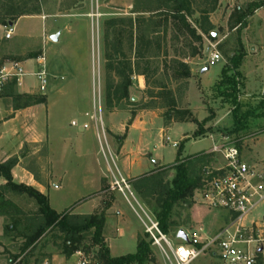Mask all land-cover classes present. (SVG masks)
Listing matches in <instances>:
<instances>
[{
    "label": "rangeland",
    "instance_id": "rangeland-1",
    "mask_svg": "<svg viewBox=\"0 0 264 264\" xmlns=\"http://www.w3.org/2000/svg\"><path fill=\"white\" fill-rule=\"evenodd\" d=\"M261 1L188 0L192 14L187 17V22L191 27L197 28L201 43L180 31L171 19L166 24L163 18L153 21L149 19L144 27H138L144 38L139 46L142 42L146 43V47H140L141 57L138 58L136 46L140 33L135 31L138 26L136 19L147 20L154 10L168 11L167 0H0V12L14 5L31 12L39 8V15L20 18L9 28L0 27V68L11 63L26 62V68L30 69L28 71L36 72L41 64L47 74V85L43 90L35 81L30 85L26 96L20 95L17 86H10L12 81L9 80L0 94V98H4L9 107H24L27 110L26 145L18 154L15 168L17 172L12 175L14 182L30 186L40 193L48 191L49 207L58 214L70 212L76 217L103 214V233L106 237H113L109 240L111 258L135 254V236L139 234L150 251L149 261L145 264H163L124 198L111 189V172L107 162L110 171L116 173L107 158L103 138L123 176L118 151L125 129L136 118L143 119L142 116L147 113L161 118L160 124H149L148 133L142 137V144L134 146L133 154H129L130 160H146L153 169L133 181L123 176L135 198L157 221L160 206L166 198L165 192L173 187L176 171L172 166L177 160L184 162L188 176L194 181L200 177L203 168L217 167L221 163L218 155L210 153L213 146L210 133L220 137L215 140V145L228 141L239 143L245 160L264 165V161L256 158L251 149L257 137L264 141V96L260 95L264 75V7L246 19L244 29H241L240 22V18L252 5ZM215 5V10L208 13L207 17L212 26L211 40L201 34L199 28L206 23L202 13L210 12ZM141 11L149 12L139 16L135 13ZM129 20L134 23L132 38L129 35ZM152 23H156L154 28ZM7 30L13 31L9 40L4 39ZM53 36L58 37L57 42L51 40ZM246 37V42L254 43L257 51L255 58L245 68L247 72L251 71L249 89L256 95L251 98L243 96L245 79L240 66L237 72L228 71L225 80L214 84L219 69L233 55H238L240 48L245 55ZM131 40L132 44L129 42ZM85 50L88 52L91 75L90 96L84 101L81 99L79 106H75L71 100L64 98L65 94H71V90H65L64 95H60L57 83L61 86L64 79L58 73L68 76V69L74 62L79 64L82 61ZM206 50H215L221 61L210 66ZM194 53H199V56L192 57ZM39 59L41 61L38 64ZM118 63L134 72L131 75V88L127 100L118 104L113 102V107L108 108L106 88L112 83L117 85L121 82L115 73ZM111 65L114 66L113 72L108 70ZM186 70L190 77L184 80L182 73ZM203 70L206 72L202 73ZM142 72L146 73V77L140 75L138 84L136 77ZM92 77L95 87L93 95ZM201 84L207 92L203 91ZM139 85L142 89H139ZM39 100L44 102L34 104ZM171 100H174L175 108L181 112L188 111L193 119L200 116V127L208 130L206 135L184 141L181 139L183 130L169 129L162 136L159 130L165 129L172 122L166 116ZM235 103L238 104L237 111L234 109ZM38 111L39 120L35 118ZM245 113L252 116L245 117V121L243 119L241 122L243 130L233 133L237 128L233 125L234 118L240 119ZM92 115L96 117V125L90 119ZM125 117L132 118L129 124ZM71 120H75L76 124ZM145 121L151 123L152 119L147 118ZM84 124L87 125L86 129L82 128ZM182 128L187 130L189 126L182 125ZM46 135H49V143ZM167 137L169 141L166 140ZM172 142L178 143L176 149L171 146ZM259 151L263 154L264 146ZM97 180L99 185H96ZM137 180L144 181L140 183ZM4 182L0 178V186ZM54 183L59 185V189L54 188ZM95 194L99 197L98 201H94L97 197ZM6 198L17 210H9L5 216H0V264H42L52 255H61L63 235L57 231L41 237L35 248L27 252L26 232L29 230H26V221L35 217L38 205L25 194H9ZM94 202L98 203L92 212ZM115 211L119 212L118 217ZM109 212L112 215H108ZM226 216L224 212L200 206L193 197L179 200L168 213L166 234L172 241L179 231L189 236L196 233L201 238H209L223 225ZM251 218L264 220V203L257 207ZM13 220H17L16 225ZM199 229L202 230L200 233ZM92 232L85 235L81 245V249L88 252L80 253L77 261L85 258L89 264H95ZM102 239L108 249L103 236ZM75 262L76 260L72 264ZM193 264H213V260L204 256Z\"/></svg>",
    "mask_w": 264,
    "mask_h": 264
},
{
    "label": "built area",
    "instance_id": "built-area-1",
    "mask_svg": "<svg viewBox=\"0 0 264 264\" xmlns=\"http://www.w3.org/2000/svg\"><path fill=\"white\" fill-rule=\"evenodd\" d=\"M12 33V30H7L4 39L9 40ZM207 57L210 65L221 59L215 50H207ZM22 76V68L17 62L1 67L0 93L9 80L18 82ZM33 76L43 90L47 85V74L41 64ZM97 98L100 103L99 92ZM90 119L96 125V117L92 115ZM86 128L87 125L84 126ZM103 140L107 158L116 173L110 171L106 158L111 172V189L124 198L163 264H193L204 256L212 258L213 264H264V220L251 218L257 207L264 203V165L245 160L235 142L213 144L210 153L218 155L221 163L217 167L207 166L201 170L199 185L193 192V199L197 204L227 215L223 225L209 238H201L195 233L185 235L186 240H182L176 233L175 241H172L161 231L157 219L135 198L128 182L117 170L104 138ZM172 147L176 148L177 145L172 144ZM104 156L106 157L105 154ZM201 231L199 229V233ZM76 264L89 263L82 258Z\"/></svg>",
    "mask_w": 264,
    "mask_h": 264
},
{
    "label": "trees",
    "instance_id": "trees-1",
    "mask_svg": "<svg viewBox=\"0 0 264 264\" xmlns=\"http://www.w3.org/2000/svg\"><path fill=\"white\" fill-rule=\"evenodd\" d=\"M169 3V10L164 12H158V10L151 11L152 16L149 14V18L146 20L145 18H137L136 23L138 26L135 28L137 33H140V39L138 40V52L136 51V55L140 56V47L144 48L145 42L139 46V43L144 40L141 35V28L138 30V27L145 26L148 21H153V19H164V24L168 19H171L176 27L186 33L191 39L195 42L201 43V37L197 33V28H193L187 22V17L192 14L191 4H189L188 0H167ZM216 5L211 9L210 12H203L202 18L205 20L204 26H200L199 30L201 34L206 35L209 39H213L210 34V30L212 29L211 24L208 21V13H212L215 10ZM264 7V0L261 2L255 3L252 5L250 10L240 18L241 29L246 27V19L253 15L258 9ZM39 8H36L34 12L26 10L24 7H19L17 5L10 6L5 11L0 12V27H11V25L20 18L27 16H36L39 15ZM149 12V11H148ZM147 11L135 12L137 15H145L148 13ZM142 17V16H140ZM150 19V20H149ZM162 22V21H161ZM133 20H129V27L131 30L129 31V35L132 38L134 32ZM156 23H152V28L155 27ZM160 22H158L157 26H159ZM140 25V26H139ZM139 36V35H138ZM132 44V40L129 41ZM149 43V42H148ZM199 56V53H194L192 57ZM141 57V56H140ZM244 57V54L241 52L238 55H233L230 61L224 66L221 71V81L225 80L226 74L228 71L237 72L241 61ZM107 59V58H105ZM116 77L120 79V84L114 85L106 88V106L108 108H112L114 103L118 104L122 100L128 99V91L131 87V75L134 73L128 67L118 63L116 65ZM109 71H114V66L111 65ZM136 74V73H135ZM137 75V74H136ZM146 77V73L142 72L138 76ZM182 77L184 80L190 77L188 70L183 71ZM16 85V80H13L10 86ZM113 96V98H111ZM29 98V97H28ZM44 101L39 100L34 104H42ZM114 102V103H113ZM236 102V101H235ZM15 110L19 109V107L14 108ZM234 109L238 110V104H234ZM182 114L181 116H179ZM166 116L169 117V120L175 123H184L190 122L194 123L197 126L196 131L194 132V137H199L207 133L208 130H202L200 124L192 118L191 114L188 111L181 112L177 108H175L174 100L170 101L169 109L166 112ZM252 116L249 113H245L240 119L234 118V127L235 130L233 133H237L243 130L241 127V122L245 117ZM133 118V114L131 116ZM128 121V124L130 121ZM245 121V119H244ZM244 124V122H243ZM236 146L240 150V144L237 143ZM178 156L180 153H177ZM178 159V158H177ZM17 163V159H10L4 163H0V178H3L4 185L0 186V216H5L9 210H17V208L12 204L10 200L6 198L7 195H27L28 197L35 200L38 205V211L35 217L31 220L26 221V250L27 252H31L36 243L40 240L41 237L46 236L48 233L52 231H57L61 235H63L62 245L60 247L61 255L66 258L71 257L76 253H87L84 249H81L82 242L85 239V235L91 233L93 231V259L95 264H145L149 261V248L148 245L142 238L137 239V251L135 254L127 255L119 258H111L109 256L108 249L105 248L104 242L102 239V232L105 224V216L103 214L99 215H91L86 217H76L72 215L70 212H64L58 214L54 212L48 204V199L46 196L35 190L30 186H25L23 184H17L14 182L11 171ZM173 169L176 171L175 179L173 182V187L170 190L165 192L166 198L162 201L160 206V212L157 215L159 219V226L163 233H167L168 227V213L172 209L173 205L177 201H184L188 198L193 197V192L198 187L200 182V177L194 181L190 179L188 176L187 170L185 168L184 162H180L177 160L173 166ZM138 181V180H137ZM144 180H139L138 182H142ZM137 188V187H136ZM14 225L17 224V220H13ZM145 236V235H144ZM146 237V236H145Z\"/></svg>",
    "mask_w": 264,
    "mask_h": 264
},
{
    "label": "crops",
    "instance_id": "crops-1",
    "mask_svg": "<svg viewBox=\"0 0 264 264\" xmlns=\"http://www.w3.org/2000/svg\"><path fill=\"white\" fill-rule=\"evenodd\" d=\"M62 23H64V22H62ZM246 39H247V37L244 40V45H245L244 49H245L246 53H245V55L241 61L240 68H241V71L243 72L244 79H245L244 95L243 96H244V98H247V97L251 98L252 96H256V95H254V93H252V91L249 89V83H250L249 80H250V76H251L250 75L251 71L247 72L245 70V68H246V65L248 63H251L252 60L255 58L257 51H256V48L254 46V43L246 42ZM205 55H207V50L205 51ZM87 57H88V52H86V50H85L83 55H82V61L79 64L77 62L76 63L74 62V65H72V67H70L68 69L69 70L68 76H66L64 73H61V74L58 73V75L64 79V82L61 86H58L59 83H57V87L59 89L60 95L61 94L64 95L65 90H68V89L71 90V94L70 95L65 94L64 98L66 97V99L71 100V102L75 106H79L81 99L84 101L85 98L87 99L90 96L89 91H90V86H91V75L89 72V62H88ZM40 61H41V59L38 60V64L40 63ZM219 61H221V59ZM19 64H20V67L22 68L23 76L18 79V82H16L17 91H18V94L26 96V93H28V91H29L28 89H29L30 85L33 82L35 83L36 79L33 76L34 72L28 71L30 69L28 67L26 68V62H21ZM215 64H213V65H215ZM196 65H199V64H196ZM213 65H210V66H213ZM223 68H224V65L219 69L218 77L216 78V82L214 84H216L218 81H220L221 71ZM191 71H192V73H194L193 69ZM204 72H206V70L202 71V73H204ZM136 79H138V84H139V82H140L139 76H138V78L136 77ZM13 80L14 79H12L10 81H13ZM68 80H69V82H68ZM262 82H263V87H262V90L260 92V95L264 96V75H263ZM6 84L4 85V87L6 86ZM201 85H202L203 91L207 92V89L205 88V86L203 84H201ZM92 87H93L92 88V95H93L94 94V88H95L93 77H92ZM139 89H142L141 85H139ZM190 89H191V85H190ZM190 109H192V107H190ZM26 112H27V110L24 107L21 109H17V110L9 107V105L6 104L5 99L0 98V163H4V162H6L10 159H14L16 157H17L16 158L17 160L19 159L18 154L20 153V151L22 150L24 145H26ZM39 116H40V112L38 111L35 118L37 120H39ZM195 116H196V114H195ZM142 117H143V119L136 118L134 121H132L130 123L128 128L125 129V133H124L125 136H124V139L122 140V142L120 144V148L118 151V154H119L118 157L120 158L119 162L121 163L122 172L124 173L123 176L129 178L131 181L136 180L137 178L141 177L144 173L148 172L149 170H151L153 168H151L149 166V163L146 160L137 161V162H135L134 160H130L131 156H129V154L130 153L133 154L132 150H133L134 146L137 147V146H140L142 144V137L146 133H148L147 127L149 126V124L151 125L152 122L160 124L162 122L161 118L158 117L157 115L153 114V113L152 114L147 113ZM147 118L152 119L151 123H148L149 121L148 122L145 121V119H147ZM124 119L126 121L128 118L125 117ZM195 119L197 120L198 123H200L202 121L200 116L198 117V115L196 116ZM129 120H130V118L128 119V121ZM47 121H48V119H47ZM71 121H73L74 125L76 124L75 120H71ZM128 121H127V123H128ZM84 125H86V124H84ZM182 125H188L189 129L184 130V128H182ZM82 128H84V126ZM169 129L173 130V131H176V130L182 131L183 130L181 132V134H182L181 139H183L184 141L185 140L186 141L191 140V139H199L198 137L194 138V136H193L194 132L197 129L196 124H194V123H190V122L175 123L172 121L165 129H160L159 132H161V134L163 136V134H165V130H169ZM204 129H206V128H204ZM46 131L48 133V130H46ZM48 136L49 135H46V138H48ZM135 136L138 138L137 143L135 140ZM209 138L211 139L213 144H215V140L219 139L220 137H216L214 134L210 133ZM166 140L169 141V138L167 137ZM48 143H49V138H48ZM135 143L137 145H135ZM172 144L178 145L177 142H172L171 146H172ZM262 146H264V141L260 140V138L257 137V140L252 145L251 149H252V154L256 158H259V159L264 161V153L263 154L259 153L260 152L259 150L261 149ZM116 163H115V166L118 170V166ZM153 163L157 164V161H154ZM162 165H169V164H162ZM16 167H17V164L12 169V175H14L17 172L15 169ZM119 173H120V171H119ZM121 176H122V174H121ZM98 183H99V181L97 180L96 185H99ZM27 185H32V184L27 183ZM53 186H55L54 187L55 189H59V185H57L56 183H54ZM41 193L44 196H46V198L48 199V202H49L48 191H41ZM95 195H97V194H95ZM98 198L99 197L97 195V197L94 201H98ZM97 203L98 202H94V204L92 206V208H93L92 212L94 209H96ZM49 205H50V202H49ZM50 208H51V206H50ZM52 210L54 212H56L54 209H52ZM115 213L117 214V217H118L119 212L115 211ZM108 215H112V214L109 212ZM118 222L126 227V224L121 219H118ZM102 236L105 240L108 251L110 252L111 247H110V243H109L110 241L109 240H110V238H113V237H106V235L104 233ZM135 237H136V239H138L139 234L136 235ZM78 257H79V254H74L69 258H66L65 256L60 255V254L59 255H52L49 257V259H46L42 264H72L73 261H75V260H76L75 263H77Z\"/></svg>",
    "mask_w": 264,
    "mask_h": 264
},
{
    "label": "water",
    "instance_id": "water-1",
    "mask_svg": "<svg viewBox=\"0 0 264 264\" xmlns=\"http://www.w3.org/2000/svg\"><path fill=\"white\" fill-rule=\"evenodd\" d=\"M51 40H52L53 42H57L58 37H57V36H53V37L51 38ZM177 237L180 238V239H182V240H186V236H185V234H184L182 231H179V232H178Z\"/></svg>",
    "mask_w": 264,
    "mask_h": 264
}]
</instances>
